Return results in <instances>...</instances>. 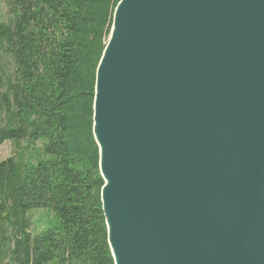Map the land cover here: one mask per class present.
<instances>
[{
	"label": "water",
	"instance_id": "1",
	"mask_svg": "<svg viewBox=\"0 0 264 264\" xmlns=\"http://www.w3.org/2000/svg\"><path fill=\"white\" fill-rule=\"evenodd\" d=\"M92 129L114 264H264V0H120Z\"/></svg>",
	"mask_w": 264,
	"mask_h": 264
},
{
	"label": "trees",
	"instance_id": "2",
	"mask_svg": "<svg viewBox=\"0 0 264 264\" xmlns=\"http://www.w3.org/2000/svg\"><path fill=\"white\" fill-rule=\"evenodd\" d=\"M119 1H6L0 56L12 70L0 93V144L15 149L0 161L7 264H114L92 128L96 68ZM40 208L58 220L32 235L27 212Z\"/></svg>",
	"mask_w": 264,
	"mask_h": 264
},
{
	"label": "rangeland",
	"instance_id": "3",
	"mask_svg": "<svg viewBox=\"0 0 264 264\" xmlns=\"http://www.w3.org/2000/svg\"><path fill=\"white\" fill-rule=\"evenodd\" d=\"M7 0H0V21L8 20V8L6 4ZM12 65L11 60L5 54L0 56V93L5 88V77L11 73ZM14 145L11 141H5L0 144V161L14 154ZM27 215L31 218L30 233L32 235L39 233L40 231L55 224L58 220L55 211L51 209H32L27 212ZM12 240H7L6 245H0V253L3 254V260L1 264L9 263V250L12 248Z\"/></svg>",
	"mask_w": 264,
	"mask_h": 264
}]
</instances>
